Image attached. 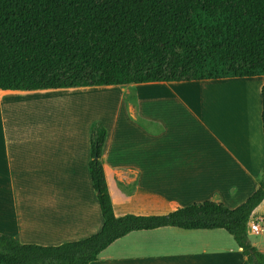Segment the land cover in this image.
<instances>
[{
	"label": "crops",
	"instance_id": "0c3cea01",
	"mask_svg": "<svg viewBox=\"0 0 264 264\" xmlns=\"http://www.w3.org/2000/svg\"><path fill=\"white\" fill-rule=\"evenodd\" d=\"M263 86L264 75L0 89V233L50 246L101 230L89 172L94 121L108 133L101 162L116 216L165 215L206 200L240 206L259 187L264 167ZM98 89L108 95L101 114L73 112L52 131L28 129L25 103ZM261 206L264 200L252 218L262 216L256 212ZM221 230L133 231L91 264H248ZM252 244L264 253V246Z\"/></svg>",
	"mask_w": 264,
	"mask_h": 264
},
{
	"label": "trees",
	"instance_id": "16d2710c",
	"mask_svg": "<svg viewBox=\"0 0 264 264\" xmlns=\"http://www.w3.org/2000/svg\"><path fill=\"white\" fill-rule=\"evenodd\" d=\"M264 75V0H0V89L40 90ZM262 121L264 132V86ZM107 129H90L89 172L103 226L59 245L0 233V264H91L130 232L224 229L248 264H264L247 225L264 200L194 202L165 215L116 216L101 157Z\"/></svg>",
	"mask_w": 264,
	"mask_h": 264
},
{
	"label": "rangeland",
	"instance_id": "374dc122",
	"mask_svg": "<svg viewBox=\"0 0 264 264\" xmlns=\"http://www.w3.org/2000/svg\"><path fill=\"white\" fill-rule=\"evenodd\" d=\"M104 91L105 90L98 89L92 91L95 93L90 92L91 95L84 94L79 95V97L56 96L54 98L41 99L37 101V103L27 102L25 103V105L28 107V111L25 114L23 113V116H26V119L28 120V122L26 123H31L28 129L30 131H35L39 126L42 125L43 127L47 126L48 130L50 126L52 131L53 129H57V127L62 122L69 121L73 112L88 113L90 114V117L97 116V114H101L103 112V104L108 98L107 93H105ZM45 101L48 103H46ZM88 103L89 108L84 109V104L85 106H87ZM81 117L82 116H79V118ZM63 119L64 121H62ZM64 124L66 123L64 122ZM68 125L72 124L68 123ZM256 212L261 213V215L264 216V206H261L256 210ZM221 233L224 235V237H227L235 242L233 236L230 235L227 231L221 230ZM247 233L250 242L256 244L258 247L264 246V233L257 235L254 234L251 230H248Z\"/></svg>",
	"mask_w": 264,
	"mask_h": 264
},
{
	"label": "built area",
	"instance_id": "2783aa9c",
	"mask_svg": "<svg viewBox=\"0 0 264 264\" xmlns=\"http://www.w3.org/2000/svg\"><path fill=\"white\" fill-rule=\"evenodd\" d=\"M264 223V217L263 216H257L254 218H251L247 225V231L251 230L254 234H262L264 233V226L262 225Z\"/></svg>",
	"mask_w": 264,
	"mask_h": 264
}]
</instances>
